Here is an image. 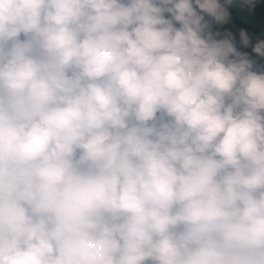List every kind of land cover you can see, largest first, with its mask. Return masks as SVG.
<instances>
[{
	"label": "clouds",
	"instance_id": "9594fccd",
	"mask_svg": "<svg viewBox=\"0 0 264 264\" xmlns=\"http://www.w3.org/2000/svg\"><path fill=\"white\" fill-rule=\"evenodd\" d=\"M0 264H264V0H0Z\"/></svg>",
	"mask_w": 264,
	"mask_h": 264
}]
</instances>
